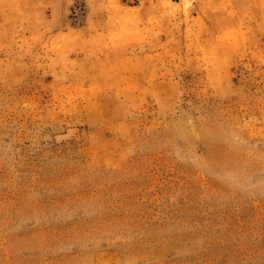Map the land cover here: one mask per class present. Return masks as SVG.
<instances>
[{
	"label": "rangeland",
	"instance_id": "rangeland-1",
	"mask_svg": "<svg viewBox=\"0 0 264 264\" xmlns=\"http://www.w3.org/2000/svg\"><path fill=\"white\" fill-rule=\"evenodd\" d=\"M0 264H264V0H0Z\"/></svg>",
	"mask_w": 264,
	"mask_h": 264
}]
</instances>
